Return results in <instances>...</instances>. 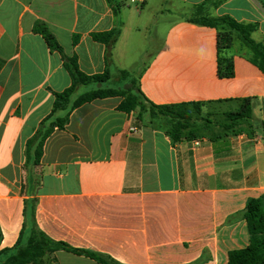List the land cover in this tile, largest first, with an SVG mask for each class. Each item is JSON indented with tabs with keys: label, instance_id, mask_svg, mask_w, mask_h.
<instances>
[{
	"label": "crops",
	"instance_id": "obj_1",
	"mask_svg": "<svg viewBox=\"0 0 264 264\" xmlns=\"http://www.w3.org/2000/svg\"><path fill=\"white\" fill-rule=\"evenodd\" d=\"M157 1L0 0V250L16 244L31 199L38 227L52 239L120 264H228L229 252L248 246L243 212L250 198L264 195V71L236 40L228 52L234 76L220 78L218 29L189 21L206 0ZM128 5L180 15L165 21L162 46L137 76L149 101L251 99L256 130L174 144L161 120L120 111L122 98L99 99L52 134L35 169L39 183L28 184L26 143L51 113L55 93L72 83L62 56L34 32L35 24H46L87 75L106 68V46L92 35L119 26L116 80L117 71L132 68ZM208 14L257 25L252 38L264 43L259 0H226ZM45 263L100 264L65 250Z\"/></svg>",
	"mask_w": 264,
	"mask_h": 264
},
{
	"label": "trees",
	"instance_id": "obj_2",
	"mask_svg": "<svg viewBox=\"0 0 264 264\" xmlns=\"http://www.w3.org/2000/svg\"><path fill=\"white\" fill-rule=\"evenodd\" d=\"M108 1L111 2V0ZM225 1L206 0L196 6L189 15V21L192 23L218 29L219 77L232 78L234 76V62L232 57L228 56V52L236 40L252 53V61L264 71V43L257 42L252 38L257 25L240 23L229 16L212 17L208 14L209 8L217 7ZM259 1L264 8V0ZM34 32L42 35L51 51L60 53L72 83L63 92L55 93L51 113L40 122L37 131L26 143L24 168L28 184L37 185L39 183L35 169L41 163L45 144L52 134L56 130L66 129L70 117L76 109L99 99L122 98L118 107L120 111L128 114L136 113L139 121H142L143 115L146 113H149L151 118L161 120L165 126L166 135L174 144L199 138L217 140L243 132H249L252 135L256 130L252 123L255 117L251 99L232 102L240 104V107L225 113L223 122L205 119L198 123L194 114L201 112L204 104L231 102L181 103L159 106L146 98L138 79L132 77L128 71H117V79L113 80L115 67L112 51L121 35L119 26L110 31L92 35L94 41L106 46L105 71L96 75H87L80 70L77 57H69L64 53L63 48L46 24L37 22ZM74 42H77V38L74 39ZM110 84H120V86L111 87ZM261 130L264 132V125ZM35 202V199L25 202V222L19 238L12 248L0 250V264H46L45 258L60 250L76 255H85L100 264H120L104 255L75 249L64 242L52 239L37 225ZM243 217L248 227L249 244L244 249L229 252L228 264H264V195L248 200ZM2 238L0 227V243Z\"/></svg>",
	"mask_w": 264,
	"mask_h": 264
},
{
	"label": "rangeland",
	"instance_id": "obj_3",
	"mask_svg": "<svg viewBox=\"0 0 264 264\" xmlns=\"http://www.w3.org/2000/svg\"><path fill=\"white\" fill-rule=\"evenodd\" d=\"M157 2V0H153L155 6L157 5ZM168 7L169 5H165L164 8L167 9ZM125 9L127 33L129 34L128 43L130 44L127 64L132 66L130 70L128 69V72L131 73L132 77L137 79L138 74L148 63L151 56L163 44L166 27L165 21L168 18H178L180 15L178 13L170 14L166 11L150 15V12H147L146 7L139 12L134 5H128ZM110 86L118 87L120 84H110ZM239 107L240 104L238 103L204 104L201 108V112L198 114L195 113L194 116L198 119V123H201L205 119L214 122H223L225 113L237 110Z\"/></svg>",
	"mask_w": 264,
	"mask_h": 264
},
{
	"label": "built area",
	"instance_id": "obj_4",
	"mask_svg": "<svg viewBox=\"0 0 264 264\" xmlns=\"http://www.w3.org/2000/svg\"><path fill=\"white\" fill-rule=\"evenodd\" d=\"M137 129L136 128H133V131H136Z\"/></svg>",
	"mask_w": 264,
	"mask_h": 264
}]
</instances>
